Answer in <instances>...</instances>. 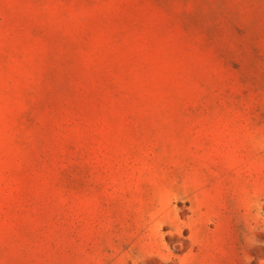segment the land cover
Wrapping results in <instances>:
<instances>
[{"label":"rangeland","instance_id":"obj_1","mask_svg":"<svg viewBox=\"0 0 264 264\" xmlns=\"http://www.w3.org/2000/svg\"><path fill=\"white\" fill-rule=\"evenodd\" d=\"M0 264H264V0H0Z\"/></svg>","mask_w":264,"mask_h":264}]
</instances>
